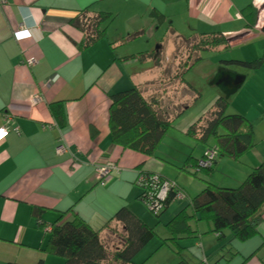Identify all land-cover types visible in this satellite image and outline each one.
Masks as SVG:
<instances>
[{
    "label": "crops",
    "instance_id": "crops-1",
    "mask_svg": "<svg viewBox=\"0 0 264 264\" xmlns=\"http://www.w3.org/2000/svg\"><path fill=\"white\" fill-rule=\"evenodd\" d=\"M263 4L264 0H0V128L10 116L19 134L10 131L0 143V264H61L41 251L46 235L34 229L35 223L29 217L32 207L45 210L43 217L47 224L55 223L58 216L63 217L62 222L68 221L73 213L93 230H100L125 209L150 227L153 217L138 200L140 190L135 185L138 171L160 176L182 189L185 197L171 211L187 206L205 182L218 188H238L264 160V121L258 120L261 115L254 120L252 150L236 161L223 158L209 177L202 174L191 177L185 167L187 159L190 156L200 159L209 147H204L200 156H193L198 146L185 133L207 116L217 98L225 96L217 95L210 99L207 108L198 107L186 115L200 94L197 97L199 91L191 83L176 82L175 58L183 53L185 39L210 33H221L227 40L246 34L242 40L229 43V50L243 51L239 56L243 61L261 57ZM248 6L258 12L257 25L249 32L241 15ZM83 10L85 19L105 13L114 20L104 40L80 52L77 47L83 34L70 23ZM154 15H161L162 22L155 21ZM113 23H121L124 30L111 29ZM163 28V37L156 50L151 51L152 59L143 63L115 61L151 53L144 50L135 54L126 48L140 39L150 41L154 37L152 31L156 33ZM110 44L113 46L109 47ZM30 61L36 64L28 67ZM165 61H170V68L163 66ZM135 63L141 67L134 66ZM219 74L239 76L219 68L209 81ZM248 80L256 83L258 92L264 91V65L248 74L235 94ZM133 88L147 100L158 98L168 116L181 109L175 120L181 123L176 129L172 126L165 138L179 137L183 152L163 148L165 138L156 158L123 152L111 144L110 97ZM34 97L39 98L37 105H32ZM55 103L63 105L65 122L61 129L48 109ZM184 138L196 147L192 148ZM59 147L64 148L60 155L56 152ZM102 157L116 171L98 182L94 166ZM156 225L151 228L156 229ZM194 231L197 235L190 239L189 246L184 241L179 244L184 256L188 258L197 243L203 259L211 253L217 256V248L210 239L203 238L209 235L208 225L207 232ZM100 238L108 251L122 244L106 231ZM224 244L236 253L224 264H264V211L255 238L237 244L226 234ZM145 254L143 250L134 263H144Z\"/></svg>",
    "mask_w": 264,
    "mask_h": 264
},
{
    "label": "trees",
    "instance_id": "trees-1",
    "mask_svg": "<svg viewBox=\"0 0 264 264\" xmlns=\"http://www.w3.org/2000/svg\"><path fill=\"white\" fill-rule=\"evenodd\" d=\"M85 13L86 10L79 12L70 23L83 34V39L77 47L80 52L104 40L107 29L114 20L110 14L105 13L85 19ZM241 15L247 32L256 27L257 10L248 6ZM153 18L158 23L163 19L161 15H154ZM260 32L264 38V27ZM184 43L183 53L175 58L178 66L174 75L179 84H187L184 77L203 60L202 53H224L230 49V44L221 33L202 34L194 39H185ZM112 46V44L109 45V47ZM152 57L153 52H146L116 58L115 61L143 63ZM263 65L264 45L261 57L253 61H222L220 63L222 69L238 74L243 80L248 74L259 71ZM196 94L198 97L199 93ZM228 105V99L225 97L217 98L207 116L191 125L185 133V137L199 146L207 147L206 144L212 140V147L207 149H213L217 154L213 164L204 169L198 167L203 156L198 160L190 156L185 167L189 169L187 174L193 178L201 174L209 177L223 158L236 161L255 147L253 133L256 121L250 122L240 115H228L226 113ZM62 107V103H55L48 108L60 129L65 122ZM180 110H174L173 114L168 116L158 98L147 100L136 88L114 94L110 97L108 113L111 144L123 152L141 155L146 159L156 158L155 153L167 132L172 129L175 120L181 115ZM258 120L264 121V115ZM187 164H189L188 167ZM154 177L157 179L154 180ZM139 178L141 182L138 184ZM165 182L167 181L160 176L141 171L137 173L135 184L140 190L138 200L157 221L173 202L185 197L182 189L176 183L170 182L172 187L169 188L165 199L162 202L157 201L158 191ZM178 195L182 196V199H177ZM263 211L264 160L258 167L251 170L238 188H218L205 182L204 188L190 199L189 204L164 224L168 238L161 241L159 248H169L178 258L176 264H193L184 256L185 251L179 244L182 241L194 239L197 235L191 230V222L204 223L208 225V233L215 236L218 244H221V249L227 252L219 250L218 259L228 263L236 253L228 249L229 245L224 244L225 235L229 234L231 242L240 244L252 240L258 234ZM69 213L72 212L69 211ZM44 214V209L32 207L29 217L35 223L34 229L46 235L41 251L58 259L61 264H135L136 256L156 237L155 228L146 226L125 209L116 213L100 230H93L73 213L70 220L62 222L63 217L58 216L57 221L52 224H47ZM156 223L160 224V222ZM104 231L117 237L122 244L108 251L100 238ZM205 263L207 264V260Z\"/></svg>",
    "mask_w": 264,
    "mask_h": 264
},
{
    "label": "rangeland",
    "instance_id": "rangeland-1",
    "mask_svg": "<svg viewBox=\"0 0 264 264\" xmlns=\"http://www.w3.org/2000/svg\"><path fill=\"white\" fill-rule=\"evenodd\" d=\"M261 18L264 19V11L262 12ZM110 28L115 29L116 31L124 30L121 23H113ZM121 33L124 34V32H121ZM152 33H154L153 34L154 37L150 39V41L149 40L145 41V40L140 39V42L128 44L126 49L132 50L131 52L135 54L142 52L144 50L145 51L147 50L148 52L155 51L156 44L163 37L164 28L163 30L157 31L156 33L152 31ZM243 53H244L243 51H236L232 49L224 53L207 52V53L201 54V57L203 58V60L199 62L192 70H190V72L187 73L184 77L185 82L189 84L191 83L192 85H194L195 89H197L200 94V99L194 103V106L192 107V109H189L187 111L186 115H189V113H191L192 111H195V109H197L198 107L202 108V106H204L205 108H207V106L210 104V99L216 98L215 96L217 95H224L226 99H228L229 105H228L227 112H226L228 115L234 114V115H240L243 117V115L241 114H244V118L250 122L256 120L260 115L261 116L264 115V91H260V92H263L262 94L258 92L255 82L253 81L251 82V80H248L249 83L245 85L242 88V90H240L237 94L235 93L230 94L224 87L217 85V83L220 82L221 77L223 76V75H220L222 73L219 74L220 75L219 77L216 76V79H214V81H209L210 75H213L214 77L217 71L219 70V68H221L220 63L222 61L250 62V61H243L239 58V56L242 55ZM133 65L136 66L137 68L141 67V65L136 64V63ZM171 65L172 64L170 63V61H167V62L165 61V63L163 64V66L167 69L170 68ZM251 74L252 73H250V75ZM251 83H252V87H251ZM180 123H181L180 120L175 122L173 125L174 128L176 129ZM257 126H259V124ZM176 141H178V143H176ZM179 141H180L179 137L177 139V138H169V136H167L164 139L162 146L165 149L167 147L169 151H171V148H175L177 149L178 153L183 152L184 148L181 145V143H179ZM184 141L189 143L191 147L192 146L196 147V145L192 144L190 140L184 138ZM206 145L209 148L212 147L213 141L209 140V142ZM197 146L198 148L194 150L193 156H200L199 153H201L202 149H204V146L202 145L200 146L197 145ZM159 149L156 152L157 154H159V151H160ZM219 171H221V168ZM218 179H222V177H218ZM136 189L139 191L137 186H136ZM178 202L179 201L177 200L173 202L171 206L169 207V209L161 216V218L158 221L153 217L154 223L150 227H154L156 222H160V224L156 225V229H155L156 237L151 241L149 245H147V248L144 249L147 253L144 256V260L142 261L144 262V264H176L177 263L178 258L169 248L167 247L159 248V246L162 240H165L168 238V233L166 232L164 228V224H165L164 222L165 221L168 222V220H171L178 212H180L185 207V206L179 207L178 209L176 208L171 211V208L174 207V204ZM143 207L145 208L146 212L149 213L147 208L145 206ZM190 226H191V230L193 231L199 229V230H205L207 232V225H205L204 223L191 222ZM203 238L210 239V242H212V245H214V248H217V251L222 250L221 245L219 244L215 245V241H216L215 236H211L209 234ZM227 240L228 239L226 238V242ZM187 241L185 240L183 244L186 243L187 246H189L191 244L190 242L192 241L191 240H187ZM155 244H157V246H154ZM235 247L236 246H234V248ZM222 252L227 253L226 251H223V250ZM188 258L191 260L193 264H202V263L206 264L205 263L206 260H207V264H224L223 261H220L218 257L212 255V253L209 255L207 259H203L201 255V249L198 243L196 247L194 246V249L192 250V253L189 254ZM239 259L241 260V258ZM171 260L173 263H170ZM229 264H235V263H229Z\"/></svg>",
    "mask_w": 264,
    "mask_h": 264
},
{
    "label": "built area",
    "instance_id": "built-area-1",
    "mask_svg": "<svg viewBox=\"0 0 264 264\" xmlns=\"http://www.w3.org/2000/svg\"><path fill=\"white\" fill-rule=\"evenodd\" d=\"M36 63L34 61H30L27 66L32 67ZM39 103V98L34 97L32 101V105H37ZM13 131L15 134L19 135L16 128H14V118L8 116L4 119L3 126L0 128V143L6 139V137L9 135V132ZM57 154H62L64 152L63 147H59L57 149ZM216 152L213 149H207L204 152L203 160L198 164V167L201 169L208 168L213 164V161L216 158ZM116 171V169L111 166L108 162V159L106 157H102L99 159V161L94 166V173L97 178L98 182H101L104 178H106L111 172ZM157 177H154V180H156ZM141 182V178L137 179V183L139 184ZM172 184V183H171ZM170 182L162 183L161 188L158 191V194L156 196L157 201L162 202L168 191L169 188L172 187ZM136 185V184H135ZM137 186V185H136ZM177 199H182V196L178 195Z\"/></svg>",
    "mask_w": 264,
    "mask_h": 264
},
{
    "label": "water",
    "instance_id": "water-1",
    "mask_svg": "<svg viewBox=\"0 0 264 264\" xmlns=\"http://www.w3.org/2000/svg\"><path fill=\"white\" fill-rule=\"evenodd\" d=\"M263 9H264V4L262 5L260 10H263ZM245 36L246 34H242V35L233 37L231 39H228L227 41L230 44L235 43L237 41L242 40ZM242 83H243V78H241L240 76L231 78L229 76L223 75L221 77L220 82L217 83V85L224 87L228 91V93L234 94L239 89V87L242 85Z\"/></svg>",
    "mask_w": 264,
    "mask_h": 264
}]
</instances>
